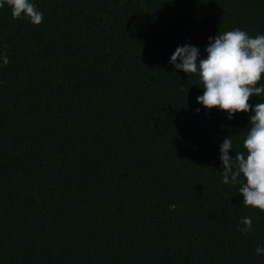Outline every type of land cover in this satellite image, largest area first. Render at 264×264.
Here are the masks:
<instances>
[{
    "label": "trees",
    "instance_id": "trees-1",
    "mask_svg": "<svg viewBox=\"0 0 264 264\" xmlns=\"http://www.w3.org/2000/svg\"><path fill=\"white\" fill-rule=\"evenodd\" d=\"M36 4L39 25L0 9V264H264V211L220 172L249 113L204 108L169 63L187 42L206 55L219 32L264 33V0Z\"/></svg>",
    "mask_w": 264,
    "mask_h": 264
},
{
    "label": "clouds",
    "instance_id": "clouds-1",
    "mask_svg": "<svg viewBox=\"0 0 264 264\" xmlns=\"http://www.w3.org/2000/svg\"><path fill=\"white\" fill-rule=\"evenodd\" d=\"M11 9L15 19H27L35 25L43 21L44 13L36 0H0V9ZM202 54L200 47L185 43L178 46L169 63L174 72L195 74L203 94L197 102L204 108L219 109L227 119L236 114L249 113V124L243 139L245 151H235L233 135L227 136L220 145L222 182L235 186L243 195V205L264 211V33L251 35L236 27L209 37ZM10 63L6 52L0 51V66ZM259 102L249 103L253 97ZM200 108L196 111L200 112ZM234 152L235 155L230 153ZM169 207L173 210L176 204ZM244 234L252 231L253 218L241 217ZM255 253L264 256V245L257 244Z\"/></svg>",
    "mask_w": 264,
    "mask_h": 264
}]
</instances>
